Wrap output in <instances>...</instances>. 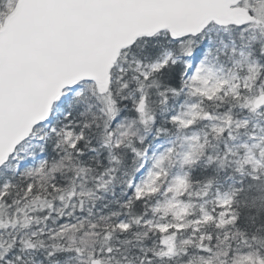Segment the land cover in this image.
<instances>
[{
  "label": "snow or ice",
  "instance_id": "1",
  "mask_svg": "<svg viewBox=\"0 0 264 264\" xmlns=\"http://www.w3.org/2000/svg\"><path fill=\"white\" fill-rule=\"evenodd\" d=\"M0 264H264V0H0Z\"/></svg>",
  "mask_w": 264,
  "mask_h": 264
}]
</instances>
